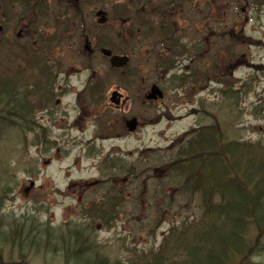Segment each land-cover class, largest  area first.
Returning <instances> with one entry per match:
<instances>
[{
  "label": "rangeland",
  "instance_id": "1",
  "mask_svg": "<svg viewBox=\"0 0 264 264\" xmlns=\"http://www.w3.org/2000/svg\"><path fill=\"white\" fill-rule=\"evenodd\" d=\"M221 11L218 53H207L200 61L201 67L205 63L201 76L190 75L189 84L180 89L165 85L159 73H150L151 59L144 63L137 56V44L117 37L119 24L111 21L108 38L99 46L129 57L128 66L120 71H110L100 53L91 58L79 53V21L76 39L64 36L62 50L53 20L41 24L33 19L31 37L13 46L0 43V84L5 90L13 88L11 94H0V107L6 96L11 97L7 105L11 109L24 105L30 120L13 124L8 119L1 130V214L33 215L52 225L84 221L85 209L105 190L126 189L115 219L107 226L91 225L104 255L119 260L156 251L172 225L181 228L186 219H198L202 213L198 195L177 196L176 187L164 178L177 141L196 131L200 122L211 124L214 117L229 139L264 147V7ZM233 13L237 28L231 36ZM31 17L30 12L13 8L5 30L11 33L20 28L21 19ZM215 64L218 73L208 86L202 80L212 76L208 73ZM192 65L195 69L198 60ZM151 85L162 90L161 100H144ZM229 88L237 98L226 103L221 90ZM113 91L121 95L118 106L110 102ZM134 120L135 128L128 131L125 122ZM111 161L115 168L109 166ZM248 236L255 233L249 230ZM252 261L264 264L260 257ZM28 264L62 263L39 255L29 258Z\"/></svg>",
  "mask_w": 264,
  "mask_h": 264
},
{
  "label": "trees",
  "instance_id": "2",
  "mask_svg": "<svg viewBox=\"0 0 264 264\" xmlns=\"http://www.w3.org/2000/svg\"><path fill=\"white\" fill-rule=\"evenodd\" d=\"M4 87L0 84V94H11L13 88ZM221 93L226 103L237 98L230 88ZM10 99L5 98L7 103ZM6 102L0 107V134L8 119L13 124L22 119L30 123L24 105L18 104L20 112ZM201 105L206 114V103ZM210 120L211 124L200 122L196 131L177 141L164 174L177 196L198 195L202 213L193 221L186 219L181 228L172 225L156 251L126 260L104 255L91 225L112 222L126 194V189L107 188L85 209L84 221L52 225L33 215L6 218L0 206V264H28L29 258L39 255L58 258L62 264H255L253 257L264 259V147L229 139L219 121ZM110 164L117 166L115 161ZM156 218L157 212L152 220ZM249 230L255 233L253 238Z\"/></svg>",
  "mask_w": 264,
  "mask_h": 264
},
{
  "label": "flooded vegetation",
  "instance_id": "3",
  "mask_svg": "<svg viewBox=\"0 0 264 264\" xmlns=\"http://www.w3.org/2000/svg\"><path fill=\"white\" fill-rule=\"evenodd\" d=\"M222 7H264V0H0V43L13 46L15 42L31 37L33 19L41 24L53 20L54 31L60 34L59 50H62L60 45L64 36L69 41L76 39V22L79 21L82 27V48L80 45L79 53L91 58L108 49L116 55L112 49L99 46L108 38L107 28L111 21L112 24H119L117 37L123 41L131 39L137 44V56L144 63L151 59L150 73L164 76L161 81L171 88H184L189 84L190 75L201 76L205 68V63L202 67L200 65L201 59L212 51L214 56L218 53ZM13 8L30 12L33 17L21 19L20 28H14L10 33L5 27L7 21L11 20ZM241 11L244 13L246 9L242 8ZM234 18L235 13L233 29L229 33L231 36L234 27L237 28ZM99 30L103 32L98 36ZM67 49H70V45H67ZM104 59L108 64L109 58ZM194 60H198L199 67L195 65L196 68L191 69ZM217 66L215 64L213 71L208 73L212 75L208 78L209 82L218 72ZM197 81H201V78H197Z\"/></svg>",
  "mask_w": 264,
  "mask_h": 264
},
{
  "label": "water",
  "instance_id": "4",
  "mask_svg": "<svg viewBox=\"0 0 264 264\" xmlns=\"http://www.w3.org/2000/svg\"><path fill=\"white\" fill-rule=\"evenodd\" d=\"M105 56H110V52L109 51H103L102 52ZM128 62V59L126 57H118V56H113L111 57L110 59V65L114 68H121L123 66H125ZM117 96L116 93H113L112 94V97H111V102L113 103H118V101L115 99ZM148 100H157V99H161L162 98V93L158 90L157 87L155 86H152L151 88V91L149 93V95L146 97ZM135 122L134 121H131L129 123V125L131 126V128H133Z\"/></svg>",
  "mask_w": 264,
  "mask_h": 264
}]
</instances>
